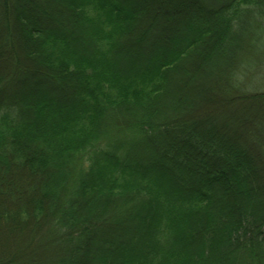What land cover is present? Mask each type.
I'll list each match as a JSON object with an SVG mask.
<instances>
[{
    "label": "trees",
    "instance_id": "16d2710c",
    "mask_svg": "<svg viewBox=\"0 0 264 264\" xmlns=\"http://www.w3.org/2000/svg\"><path fill=\"white\" fill-rule=\"evenodd\" d=\"M263 45L264 0H0V227L42 253L0 264H264Z\"/></svg>",
    "mask_w": 264,
    "mask_h": 264
},
{
    "label": "rangeland",
    "instance_id": "374dc122",
    "mask_svg": "<svg viewBox=\"0 0 264 264\" xmlns=\"http://www.w3.org/2000/svg\"><path fill=\"white\" fill-rule=\"evenodd\" d=\"M261 52H262L261 61L263 62L262 65L264 66V45L263 47H261ZM260 77H261V74H260ZM262 84H263L262 87H264V81H262ZM199 86L201 87V90L196 91L199 95L197 104L199 103L200 105H202L205 112L211 113V112H216L215 110H218V109H224V106H225L224 104L226 102L224 99H221V98L219 99V98H216L215 96H212L213 94L212 95L209 94L210 89L202 85L201 83ZM193 89H196V88L193 87ZM241 114L243 115L244 113H242V108L239 107L237 112H235L234 110L230 112V117H233L235 118L236 121H239L240 123H242L245 120ZM239 115H240V118L238 119ZM236 124L237 123L234 122L229 125L230 130L236 129L234 130L235 133L237 132V128H238ZM261 177H262V180L264 181V173L263 175H261ZM26 225L27 227L26 226L23 227L18 224L15 225L14 223H11V224L4 223L3 225H1L0 227V261L8 257H12V256L14 257V255L18 253L26 254V252H28L32 254V256L35 254L36 255L42 254L40 251L41 249H39L37 245L35 244L32 245L29 242L32 238H35L34 236L37 234L36 231L38 232L37 228L34 225H32V223L31 224L29 223Z\"/></svg>",
    "mask_w": 264,
    "mask_h": 264
}]
</instances>
